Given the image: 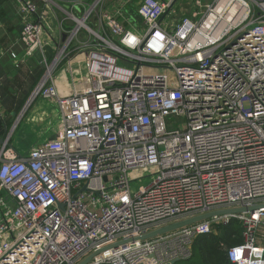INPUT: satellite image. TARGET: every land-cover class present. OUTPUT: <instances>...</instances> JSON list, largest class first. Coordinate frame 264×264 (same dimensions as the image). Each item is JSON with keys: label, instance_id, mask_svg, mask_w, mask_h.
Wrapping results in <instances>:
<instances>
[{"label": "built area", "instance_id": "obj_1", "mask_svg": "<svg viewBox=\"0 0 264 264\" xmlns=\"http://www.w3.org/2000/svg\"><path fill=\"white\" fill-rule=\"evenodd\" d=\"M15 1L20 39L44 67L33 95L60 117L55 135L27 153L0 149V193L12 202L0 196V264H77L90 254L86 264H171L231 219L243 241L228 261L264 264V0H193L187 16L181 0H116L113 10L75 0L77 13L55 0L41 9ZM53 7L56 40L46 24ZM230 208L247 210L137 239Z\"/></svg>", "mask_w": 264, "mask_h": 264}, {"label": "crops", "instance_id": "obj_2", "mask_svg": "<svg viewBox=\"0 0 264 264\" xmlns=\"http://www.w3.org/2000/svg\"><path fill=\"white\" fill-rule=\"evenodd\" d=\"M55 2L76 13L82 7L75 0H55ZM104 5L108 10L114 8L110 0L109 2L106 0ZM41 7L42 1L39 0V8ZM185 9L188 10L186 7ZM60 17L59 8L53 7L47 10L46 24L50 40L62 38L58 28ZM21 28L22 19L16 1L0 0V149L5 145L6 148L24 154L30 148L55 135L60 114L56 103L39 95H33L43 76L44 67L40 62V52H27L25 44L20 39ZM49 38L46 40L48 41ZM45 48L46 57L51 59L54 53L52 47ZM61 72H63L62 65L58 66L56 72L58 90L61 95L69 94L70 84L63 79ZM27 127L30 129L29 132L37 137L38 142L25 149L19 140L13 139V136L19 129L23 132ZM45 133L46 136H43ZM2 198L12 204L6 196Z\"/></svg>", "mask_w": 264, "mask_h": 264}, {"label": "trees", "instance_id": "obj_3", "mask_svg": "<svg viewBox=\"0 0 264 264\" xmlns=\"http://www.w3.org/2000/svg\"><path fill=\"white\" fill-rule=\"evenodd\" d=\"M217 234L198 236L192 245V256L174 264H231L227 249L242 243V225L237 219L228 224L217 226Z\"/></svg>", "mask_w": 264, "mask_h": 264}, {"label": "water", "instance_id": "obj_4", "mask_svg": "<svg viewBox=\"0 0 264 264\" xmlns=\"http://www.w3.org/2000/svg\"><path fill=\"white\" fill-rule=\"evenodd\" d=\"M246 208H230V209H221V210H214V211H209V212H204L201 214H197L188 218H184V219H180L168 224H165L163 226L157 227L149 232H146L144 234H141L140 236H138L137 239L142 240V239H148V238H152L158 235H162L165 234L167 232H171L173 230H176L178 228H181L183 226H187L196 222H199L201 220L207 219L213 215H220V214H226V213H239V212H243L246 211ZM131 241V240H130ZM97 254V253H96ZM95 254H90L87 257H85L84 259H82L81 261H79L77 264H86L88 261L91 260V258L94 256ZM179 260H174L171 262V264H174L175 262H177Z\"/></svg>", "mask_w": 264, "mask_h": 264}, {"label": "rangeland", "instance_id": "obj_5", "mask_svg": "<svg viewBox=\"0 0 264 264\" xmlns=\"http://www.w3.org/2000/svg\"><path fill=\"white\" fill-rule=\"evenodd\" d=\"M110 1L113 2V3L116 2V0H110ZM122 1H124V0H121V2ZM108 2H109V0H108ZM191 3H193V0H181L180 3H179L178 9H177L178 15L179 16H187L191 12L192 7H193V5ZM185 7L188 10H186ZM62 66H63V72H61L60 75L63 77L64 80L66 79V77H67V79H70V75H69V73L67 71L66 65L64 63H62ZM177 122L179 123L180 121H177ZM23 125H25V124H23ZM29 131H30V129L28 127L25 128V130L23 132H21V129H19L18 131H16L14 133V136H13V139L14 140H16V139L19 140L22 143V146L25 149H28V147H30L31 144H33L35 142H38L37 137L34 134L30 133ZM43 136H46V133ZM148 181H149V177H143L139 181H137V180L136 181H132L131 182V186H132V188H138L140 185L147 184ZM0 196L5 197V194L4 193H0Z\"/></svg>", "mask_w": 264, "mask_h": 264}]
</instances>
